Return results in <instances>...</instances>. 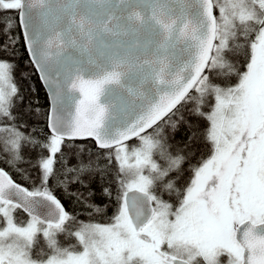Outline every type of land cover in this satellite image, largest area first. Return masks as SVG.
<instances>
[{
	"label": "snow or ice",
	"instance_id": "1",
	"mask_svg": "<svg viewBox=\"0 0 264 264\" xmlns=\"http://www.w3.org/2000/svg\"><path fill=\"white\" fill-rule=\"evenodd\" d=\"M0 264H264V0H0Z\"/></svg>",
	"mask_w": 264,
	"mask_h": 264
},
{
	"label": "trees",
	"instance_id": "2",
	"mask_svg": "<svg viewBox=\"0 0 264 264\" xmlns=\"http://www.w3.org/2000/svg\"><path fill=\"white\" fill-rule=\"evenodd\" d=\"M36 87L37 88L40 87L38 82L36 83ZM40 100H41L42 103H44V93H43V90L42 89L40 91Z\"/></svg>",
	"mask_w": 264,
	"mask_h": 264
}]
</instances>
